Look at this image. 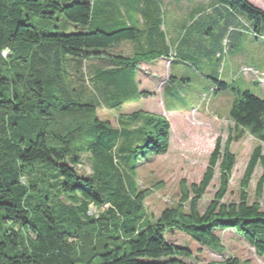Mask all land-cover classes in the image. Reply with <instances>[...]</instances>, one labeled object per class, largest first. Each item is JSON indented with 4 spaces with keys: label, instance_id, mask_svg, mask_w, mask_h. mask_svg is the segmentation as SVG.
<instances>
[{
    "label": "trees",
    "instance_id": "obj_1",
    "mask_svg": "<svg viewBox=\"0 0 264 264\" xmlns=\"http://www.w3.org/2000/svg\"><path fill=\"white\" fill-rule=\"evenodd\" d=\"M139 1L134 20L140 27L114 21L111 0H0V218L8 224L0 226V264H188L184 258H192L191 250L167 234L180 232L222 252L217 230L235 231L264 256V99L249 90L233 93L228 119L236 134L224 144L216 139L200 181L181 182L178 202L151 221L145 210L150 192L130 185L128 174L167 153L168 119L137 110L121 114L120 127H114L96 116L97 101L72 83V75L81 79L84 60L97 59L106 65L92 66V87L111 108L119 111L149 94L139 89L138 70L166 54L160 21L150 20L158 3ZM226 1L256 31L264 27L263 9L248 0ZM24 12L45 20L62 13L81 26L102 27L47 32ZM233 33L226 31L224 44ZM126 43L118 55L108 53ZM219 85L216 91L230 89L227 82ZM244 132L259 144L241 178L239 200L226 202L236 163L230 144ZM83 154L91 159L90 176L78 170ZM217 167L219 188L202 209ZM257 167L256 200L250 201L247 190ZM91 206L102 210L98 216L89 214ZM207 264L243 263L230 257Z\"/></svg>",
    "mask_w": 264,
    "mask_h": 264
},
{
    "label": "rangeland",
    "instance_id": "obj_2",
    "mask_svg": "<svg viewBox=\"0 0 264 264\" xmlns=\"http://www.w3.org/2000/svg\"><path fill=\"white\" fill-rule=\"evenodd\" d=\"M111 1L114 21L128 20L140 27L134 20L139 0ZM248 1L264 10V0ZM155 2L158 4L150 20L154 25V21H160L162 49L166 55L142 65L141 70H138L139 89L148 92L147 96L125 102L119 111L111 108L107 96L92 87V66L106 65L101 60H84L81 79L76 75L71 76L72 83L83 97H93L97 101L96 116L114 127H120L121 114L137 110L163 115L168 119L171 136L167 153L149 157L128 174L130 185L150 192L145 199V210L151 221H155L164 208L178 202L181 182L190 185L200 181L216 139L220 137L224 144L229 136L236 134L234 123L228 119L233 93L236 90H249L264 99V27L256 31L254 22L242 10L231 9L226 0ZM27 17L35 26L47 32L92 31L102 27L94 22L81 26L66 19L62 13L45 20L24 12V18ZM229 28L234 33L224 44V36ZM128 47L127 43L113 46L108 53L118 55ZM76 72L74 70L72 73ZM220 81L227 82L230 89L216 91L220 88ZM258 144L257 139L248 132L231 142L230 149L236 156V163L224 201L239 200L241 178ZM262 146L264 149V144ZM78 170L81 175H92L89 155H81ZM260 173L257 167L247 190L250 201L256 200V184ZM219 175L217 167L215 177L200 201L202 209L217 192ZM260 205L264 209V189ZM107 208L105 205L102 210ZM102 210L91 206L89 214L98 216ZM1 225L8 224L5 225L0 218ZM217 234L223 243L222 252L200 245L180 232L169 233L167 238L191 250L192 258H184L188 264L220 262L230 257L243 264H264V256L258 255L254 247L235 231L217 230Z\"/></svg>",
    "mask_w": 264,
    "mask_h": 264
},
{
    "label": "crops",
    "instance_id": "obj_3",
    "mask_svg": "<svg viewBox=\"0 0 264 264\" xmlns=\"http://www.w3.org/2000/svg\"><path fill=\"white\" fill-rule=\"evenodd\" d=\"M146 64H148V63H146ZM142 65H145V64H142ZM142 65H141V66H142Z\"/></svg>",
    "mask_w": 264,
    "mask_h": 264
}]
</instances>
